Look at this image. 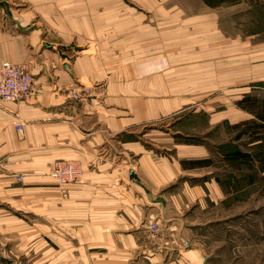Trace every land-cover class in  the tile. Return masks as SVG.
<instances>
[{
    "label": "crops",
    "instance_id": "crops-1",
    "mask_svg": "<svg viewBox=\"0 0 264 264\" xmlns=\"http://www.w3.org/2000/svg\"><path fill=\"white\" fill-rule=\"evenodd\" d=\"M238 4L247 12L250 2L0 0V64H24L34 78L28 99L0 102V231L31 247L28 259L38 245L40 264H132L139 249L148 253L141 264L206 263L200 247L189 249L184 185L174 186L180 174L207 166L204 148L184 144L170 158V125L145 127L192 100L170 90L173 39L208 30L209 38L227 30L238 39L233 15L209 10ZM82 85L90 94L76 99ZM238 102L247 117L232 127L246 126L259 155L264 99L254 98V109ZM59 159L78 161L79 182L59 185L47 174ZM150 218L160 225L155 235ZM168 238L170 253L161 247Z\"/></svg>",
    "mask_w": 264,
    "mask_h": 264
},
{
    "label": "rangeland",
    "instance_id": "rangeland-1",
    "mask_svg": "<svg viewBox=\"0 0 264 264\" xmlns=\"http://www.w3.org/2000/svg\"><path fill=\"white\" fill-rule=\"evenodd\" d=\"M240 1L250 2L245 6L247 12H240L241 4L232 5V9H209L233 15V22L239 25L237 33L242 34L238 39L224 29L216 38H209L212 32L208 30L206 36L192 33L189 40L182 36L173 39L170 90L192 100L171 113L168 121L145 127L161 131L170 125V158H175L184 144L204 148L207 166L180 174L174 186L184 185L181 209L190 228L189 249L200 247L205 264H264V162L257 157L259 148L243 133L246 126L239 130L232 127L237 117H247L241 107L237 114L238 101L240 106L254 109L253 99H264V0ZM184 70L190 85L183 84ZM249 98L252 100H246ZM234 151H239L238 158L230 157ZM246 154L250 158L244 160ZM56 161L47 171L49 176ZM16 176L23 181L22 173ZM193 185L200 192L197 198L190 197ZM26 217L35 220L33 215ZM161 247L170 253V238ZM29 248L17 235L0 231V264H40L39 246L30 259L26 254ZM143 250L134 252L132 264L144 261L148 253ZM46 262L43 258V264Z\"/></svg>",
    "mask_w": 264,
    "mask_h": 264
},
{
    "label": "built area",
    "instance_id": "built-area-1",
    "mask_svg": "<svg viewBox=\"0 0 264 264\" xmlns=\"http://www.w3.org/2000/svg\"><path fill=\"white\" fill-rule=\"evenodd\" d=\"M34 78L24 64H14L3 61L0 64V102L19 103L28 99L33 90ZM90 94V89L85 86L77 88L73 96L82 98ZM22 123L16 124V129L22 132ZM81 173L80 164L77 161H56L50 175L59 185L74 183ZM147 228L155 235L160 230L157 220L148 219Z\"/></svg>",
    "mask_w": 264,
    "mask_h": 264
},
{
    "label": "trees",
    "instance_id": "trees-1",
    "mask_svg": "<svg viewBox=\"0 0 264 264\" xmlns=\"http://www.w3.org/2000/svg\"><path fill=\"white\" fill-rule=\"evenodd\" d=\"M263 150V149H262ZM242 154V153H241ZM258 157H260V160L262 162H264V151L260 152V154L258 155ZM247 158H250L249 155H243V159L246 160Z\"/></svg>",
    "mask_w": 264,
    "mask_h": 264
}]
</instances>
